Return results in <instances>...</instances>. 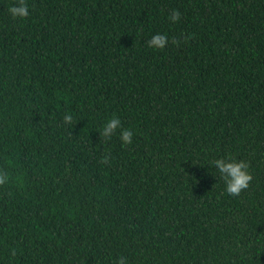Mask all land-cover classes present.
<instances>
[{
	"label": "trees",
	"instance_id": "16d2710c",
	"mask_svg": "<svg viewBox=\"0 0 264 264\" xmlns=\"http://www.w3.org/2000/svg\"><path fill=\"white\" fill-rule=\"evenodd\" d=\"M15 2L0 264H264V0H27L26 19ZM112 113L133 144L101 136ZM229 155L253 176L239 196L208 164Z\"/></svg>",
	"mask_w": 264,
	"mask_h": 264
},
{
	"label": "clouds",
	"instance_id": "9594fccd",
	"mask_svg": "<svg viewBox=\"0 0 264 264\" xmlns=\"http://www.w3.org/2000/svg\"><path fill=\"white\" fill-rule=\"evenodd\" d=\"M8 12L14 19H26L30 15V5L27 0H16L15 3L8 5ZM172 20H178L181 16L179 8H173L169 13ZM169 41V33L167 31L157 32L148 38L145 43L148 48L158 50L162 49ZM63 119L66 123H71L73 115L65 113ZM119 130V140L123 146L134 143L135 132L132 128H124L122 120L117 113H112L103 123L100 134L103 138L111 139L113 134ZM107 159V158H105ZM11 164V160H8ZM209 165L216 169L220 179L224 182V191L230 196H239L243 191L249 188L253 176L250 171L249 163L244 159H234L231 155L210 160ZM11 174L3 166H0V186L10 182ZM119 264H127V257L121 255Z\"/></svg>",
	"mask_w": 264,
	"mask_h": 264
}]
</instances>
